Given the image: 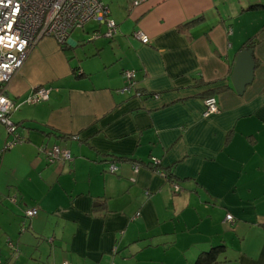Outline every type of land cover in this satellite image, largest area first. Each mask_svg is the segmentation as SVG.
<instances>
[{
  "label": "crops",
  "instance_id": "crops-1",
  "mask_svg": "<svg viewBox=\"0 0 264 264\" xmlns=\"http://www.w3.org/2000/svg\"><path fill=\"white\" fill-rule=\"evenodd\" d=\"M101 1L111 37L92 38L91 20L62 44L42 36L6 82L21 140L4 148L0 122V261L194 264L222 245L210 264H264V0ZM248 39L253 76L237 94ZM37 85L48 97L22 101ZM208 94L217 110L203 115ZM53 144L71 158L49 161Z\"/></svg>",
  "mask_w": 264,
  "mask_h": 264
},
{
  "label": "built area",
  "instance_id": "built-area-1",
  "mask_svg": "<svg viewBox=\"0 0 264 264\" xmlns=\"http://www.w3.org/2000/svg\"><path fill=\"white\" fill-rule=\"evenodd\" d=\"M138 0H132L136 3ZM91 20L103 25V30H94L91 37L103 35L111 37L116 32V23L109 16L108 8L101 0H0V122L4 124L6 132L11 138L4 142L8 148L21 137L16 132V124L10 119V111L17 106L7 94L6 82L18 70L34 43L42 36L52 37L58 44L65 42L69 31L75 26H81ZM142 43L148 42V36L140 29L132 32ZM122 75L127 80L126 86L133 82L134 70L125 68ZM48 88L42 85L34 86L22 101L36 103L48 97ZM156 96V95H155ZM217 110L215 97L211 94L204 96L202 114L207 115ZM49 161L70 159V152L65 147L56 144L45 149ZM149 162L156 168L158 160L150 157ZM137 163L132 164L135 171ZM113 164L109 170H113ZM157 171L166 177L162 169ZM176 190L178 185L172 183ZM36 212V207L26 208L24 216L29 217ZM230 214L225 218L230 219ZM23 227V226H21ZM12 251L17 246L11 240L7 241ZM0 264L4 262L0 261ZM59 264H69L62 259Z\"/></svg>",
  "mask_w": 264,
  "mask_h": 264
},
{
  "label": "water",
  "instance_id": "water-1",
  "mask_svg": "<svg viewBox=\"0 0 264 264\" xmlns=\"http://www.w3.org/2000/svg\"><path fill=\"white\" fill-rule=\"evenodd\" d=\"M254 60L251 47H242L238 50L229 79L237 94H241L246 84L250 83L253 76Z\"/></svg>",
  "mask_w": 264,
  "mask_h": 264
},
{
  "label": "trees",
  "instance_id": "trees-1",
  "mask_svg": "<svg viewBox=\"0 0 264 264\" xmlns=\"http://www.w3.org/2000/svg\"><path fill=\"white\" fill-rule=\"evenodd\" d=\"M252 40L248 39L247 43L243 47H251ZM79 72L78 70H76ZM154 167V166H153ZM222 245L210 246L208 249L201 251L196 259L194 264H210L216 260L217 253L221 250Z\"/></svg>",
  "mask_w": 264,
  "mask_h": 264
},
{
  "label": "rangeland",
  "instance_id": "rangeland-1",
  "mask_svg": "<svg viewBox=\"0 0 264 264\" xmlns=\"http://www.w3.org/2000/svg\"><path fill=\"white\" fill-rule=\"evenodd\" d=\"M90 23V21H87L85 24H84V27L88 26ZM4 125V124H3ZM30 249L33 248V246H29ZM5 249V248H4ZM6 250V249H5ZM4 259V254L2 253V255H0V260L3 261Z\"/></svg>",
  "mask_w": 264,
  "mask_h": 264
}]
</instances>
